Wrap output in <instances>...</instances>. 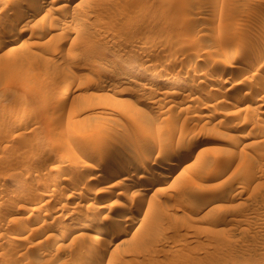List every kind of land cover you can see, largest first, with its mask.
Listing matches in <instances>:
<instances>
[{
    "label": "rangeland",
    "instance_id": "obj_1",
    "mask_svg": "<svg viewBox=\"0 0 264 264\" xmlns=\"http://www.w3.org/2000/svg\"><path fill=\"white\" fill-rule=\"evenodd\" d=\"M31 6L0 0L1 39L18 35L0 45L1 264H264V90L251 91L264 88V0H47L14 24ZM168 72L188 82L165 104ZM16 116L30 125L13 133ZM195 140L192 157L160 167L165 146ZM141 159L149 170L93 184Z\"/></svg>",
    "mask_w": 264,
    "mask_h": 264
},
{
    "label": "bare ground",
    "instance_id": "obj_2",
    "mask_svg": "<svg viewBox=\"0 0 264 264\" xmlns=\"http://www.w3.org/2000/svg\"><path fill=\"white\" fill-rule=\"evenodd\" d=\"M47 0H30V2L31 3H33V6H31L28 10H26L27 12H25L24 10V12H19L18 14H16V17H15V21H14V24H16V22L21 18V17H24V15L26 16V15H28V16H32V15H35L36 13H38V11L40 10V8L42 7V5L44 4V2H46ZM54 2V1H53ZM60 5V4H59ZM64 5V4H63ZM222 5V4H221ZM51 6V5H50ZM67 6V5H66ZM17 7H19L20 8V6L18 5ZM22 7V6H21ZM59 7V6H58ZM50 8V7H49ZM62 8H64V6H62ZM67 8V7H66ZM220 9V11L222 10L223 11V9H224V7L223 6H221V8H219ZM40 12V11H39ZM122 12V11H121ZM120 12V13H121ZM154 13V12H153ZM128 14V15H127ZM122 15V14H121ZM130 15H131V12H130ZM122 16H124L123 18L126 20V18H127V20H130L131 18H129L128 19V16H129V13H127L126 12V15L123 13V15ZM125 16H127L126 18H125ZM27 17V16H26ZM23 19V18H22ZM11 20H13V19H11ZM124 20V21H125ZM126 20V21H127ZM28 22V21H27ZM13 23V22H12ZM11 23V24H12ZM9 24V23H8ZM18 24H19V22H18ZM10 26V25H9ZM8 26V27H9ZM13 26V25H12ZM12 26H10L11 28V30H13L14 31V29H12ZM13 28H14V26H13ZM7 29V28H6ZM156 29V28H155ZM157 29H158V27H157ZM5 30V29H4ZM9 30V29H8ZM7 30V31H8ZM159 30V29H158ZM13 31H11V33L13 32ZM152 31V30H151ZM154 31H156V30H154ZM9 32V31H8ZM10 33V34H11ZM19 33V32H18ZM12 35V34H11ZM160 35V34H159ZM6 36H8V34L6 35ZM3 37V36H2ZM156 37H157V35H156ZM161 37V36H160ZM18 38V35L16 36L15 34L14 35H12V36H9L8 38L7 37H5V38H3V39H1V37H0V45H6L9 41H13V40H15V39H17ZM157 39V38H156ZM158 40H161V39H158ZM261 41V40H260ZM259 41V42H260ZM263 42V41H262ZM11 43V42H10ZM155 43H156V41H155ZM153 44V43H152ZM151 44V45H152ZM157 44H158V41H157ZM156 44V45H157ZM260 44V43H259ZM154 45V44H153ZM152 45V46H153ZM260 45H262V44H260ZM144 49V48H143ZM149 49H150V47H149ZM249 49V48H248ZM251 49V48H250ZM247 50V49H246ZM245 50V51H246ZM256 50V49H255ZM147 51V50H146ZM247 51H249V50H247ZM253 51V50H252ZM241 52H242V50H241ZM250 52H251V50H250ZM255 53V52H254ZM244 55V54H243ZM78 56V55H77ZM120 56H121V54H120ZM170 56H172V55H170ZM175 56V55H174ZM260 56H262V55H260ZM173 57V56H172ZM258 58V57H257ZM79 59H82V58H80L79 57ZM177 59V58H176ZM132 60V59H131ZM177 61V60H176ZM259 61V60H258ZM127 63H128V61H127ZM130 63V62H129ZM118 64V63H117ZM192 64H194V63H192ZM191 64V65H192ZM113 65V64H112ZM116 65V64H115ZM195 65L197 66L198 64H196L195 63ZM227 65V64H226ZM146 66V65H145ZM147 66H148V64H147ZM189 66V65H188ZM194 66V65H193ZM196 66H194L195 68H196ZM199 66V65H198ZM229 66V65H228ZM118 67V66H117ZM238 67H241V66H238ZM112 68V67H111ZM110 68V69H111ZM159 68V67H158ZM187 68V67H186ZM189 68V67H188ZM243 68V67H242ZM142 69H144V71L145 70H147V68L146 67H143ZM155 69H157V68H155ZM246 69V68H245ZM109 70V69H108ZM159 71H161V70H159ZM158 71V72H159ZM174 71V70H173ZM244 71V70H243ZM146 72H148V71H146ZM157 72V70H154V73H156ZM242 72V71H241ZM240 72V73H241ZM245 73V72H244ZM140 74V73H139ZM152 74V73H151ZM157 74V73H156ZM159 74H160V72H159ZM231 74V73H230ZM239 74V72H235V73H232L231 74V76H229L230 78H234V77H236V75H238ZM125 75V74H124ZM155 75V74H154ZM158 75V74H157ZM239 76V75H238ZM160 77V76H159ZM157 79V78H156ZM163 81H169V82H173L174 84L173 85H171V86H169L168 87V89H167V94H166V96L165 97H163L164 96V94H163V98H164V103L165 102H168L169 100H171V98L170 99H168V97L169 96H171V95H173V94H176V92L177 91H179L178 90V87L176 86L177 84L175 83V82H177V81H179L180 83H187L188 81L186 80V77H183V76H181V75H179V74H174V73H170V72H168L167 74H165L164 76H163V79H162ZM193 81V80H192ZM234 81H235V79H234ZM226 82V81H225ZM117 83V82H116ZM157 82L155 81V84H156ZM144 84V83H143ZM150 84H152V83H150ZM163 84V83H162ZM176 84V85H175ZM239 84V83H238ZM241 84V83H240ZM259 84H261V83H259ZM259 84H257V85H259ZM243 85V84H242ZM255 85V84H254ZM262 85V84H261ZM264 85V84H263ZM154 86V85H153ZM244 86V85H243ZM116 91H117V87H118V84H116ZM150 87H152V86H150V85H148V84H144V86H143V88H148L149 89V92H150ZM70 85L68 84V83H65V84H62L59 88H58V90L55 92V93H53V95H54V97L56 98L57 97V99L58 100H61L62 98H66V96L71 92L70 91ZM120 88V87H119ZM230 88V87H229ZM240 88V87H239ZM252 88V87H251ZM115 89V88H114ZM123 89V88H122ZM141 89H142V87H141ZM218 89V88H217ZM264 90V88H262V86H256L255 88H253V90H251V91H259V90ZM143 90H145V89H143ZM224 90V89H223ZM73 91V90H72ZM222 91V90H221ZM250 91V90H249ZM248 91V89H247V93L249 92ZM146 92V91H145ZM158 92V91H157ZM224 92V91H223ZM233 92V91H232ZM235 92V91H234ZM237 92V91H236ZM148 93V92H147ZM152 93V92H151ZM155 93V92H154ZM225 93V92H224ZM156 94V93H155ZM222 94V93H221ZM228 94V93H227ZM251 94V93H250ZM48 96H49V94H47ZM52 95V94H51ZM162 95V94H161ZM214 95V94H213ZM242 95V94H241ZM247 95V94H246ZM46 96V95H45ZM48 96H46V97H48ZM154 96V95H153ZM215 96V95H214ZM213 96V97H214ZM250 96V95H249ZM248 96V97H249ZM46 97H45V99H46ZM161 97V98H162ZM174 97V96H173ZM209 97H210V95H209ZM208 97V98H209ZM235 97V96H234ZM243 95H242V98L241 99H243ZM247 97V96H246ZM250 97H252V96H250ZM157 99V98H156ZM224 99V98H223ZM222 99V100H223ZM239 99V98H238ZM237 99V100H238ZM245 99V98H244ZM47 100V99H46ZM55 100V99H54ZM153 100V99H152ZM155 100V99H154ZM159 100V99H158ZM173 100V99H172ZM221 100V101H222ZM240 100V99H239ZM253 100V99H252ZM241 101V100H240ZM255 103H257L256 105H257V107H260V106H264V95L262 94V96L260 95L259 97H257L255 100ZM253 101V102H254ZM181 102V101H180ZM228 102V101H227ZM236 101L234 102V101H231V102H229L228 103V105L230 104V106H232L231 108H233V107H235V105H236ZM239 103V102H238ZM166 104V103H165ZM164 104V105H165ZM5 105V104H4ZM4 105L2 104V103H0V110L1 109H3V107H4ZM156 105V104H155ZM161 105V104H160ZM171 105V104H170ZM173 105V104H172ZM238 105V104H237ZM7 106V105H6ZM157 106V105H156ZM175 106V105H174ZM248 108L247 109H250V104H249V106L248 105H246ZM255 106V105H254ZM163 107V106H162ZM170 108H171V106H169ZM229 107V106H228ZM245 107V106H244ZM256 107V106H255ZM254 107V108H255ZM157 109V108H156ZM160 109V108H159ZM169 109V108H168ZM171 109H173V108H171ZM237 109V108H236ZM245 109V108H244ZM263 109V108H262ZM165 110V109H164ZM256 110H259V109H257L256 108ZM168 111V110H167ZM232 111V110H231ZM238 111H239V109H238ZM254 111H255V109H254ZM260 111V110H259ZM258 111V112H259ZM262 111V110H261ZM77 112V111H76ZM160 112V111H159ZM162 112V111H161ZM230 112V111H229ZM228 112V113H229ZM264 112V111H263ZM231 113V112H230ZM246 113H248V111L247 112H245V114H244V122H245V116H247L246 115ZM77 114V113H76ZM232 114V113H231ZM262 114H264V113H262ZM17 115V114H16ZM75 115V114H74ZM205 115V114H204ZM7 117V116H6ZM263 117V116H262ZM261 118V117H260ZM1 119H2V116L0 115V121H1ZM246 119L248 120V118L246 117ZM263 119V118H262ZM13 120H15V122H16V128L13 130V127L11 126V128H12V132L13 131H15L16 129L17 130H19L20 128H25L27 125H28V122H30V121H26L25 119H22V118H19V117H15ZM224 120V119H223ZM226 120H228V119H226ZM250 120V119H249ZM260 120V119H259ZM5 121V120H4ZM14 122V121H13ZM249 122V121H248ZM257 122V121H256ZM255 122V123H256ZM3 122H1L0 123V128H2V129H6V128H8V125H6L5 124V122H4V124H2ZM9 124V123H8ZM12 124V123H11ZM15 124V123H14ZM33 124V123H32ZM257 125H258V122L256 123ZM29 125H30V123H29ZM28 125V126H29ZM256 125V126H257ZM261 125V124H260ZM259 125V126H260ZM255 126V125H254ZM259 126H257L258 128H259ZM261 127V126H260ZM26 129V128H25ZM138 129V128H137ZM146 129V128H145ZM149 129V128H148ZM1 130V129H0ZM10 130V129H9ZM8 130V131H9ZM141 130V129H140ZM253 130V129H252ZM3 131V130H2ZM1 131V132H2ZM10 131V132H11ZM28 131V130H27ZM146 131V130H145ZM257 131H259V130H257ZM6 132H7V130H6ZM11 132V133H12ZM16 132V131H15ZM137 132V131H136ZM139 132V131H138ZM137 132V133H138ZM8 133V132H7ZM14 133V132H13ZM12 133V134H13ZM17 133H19V132H17ZM254 133H256L255 131H254ZM253 133V134H254ZM16 134V133H15ZM21 134H22V131H21ZM91 134V133H90ZM101 134V133H100ZM142 134V133H141ZM148 134V135H147ZM146 134V136H145V138L146 139H148V138H151L152 136L151 135H149L150 133H147ZM94 135H96V134H94ZM98 135H99V133H98ZM196 135V134H195ZM258 135V134H257ZM257 135L255 134L254 135V137L256 136L257 137ZM259 135H260V133H259ZM83 136H86V135H83ZM100 136V135H99ZM136 136H137V134H136ZM138 136H140V134H138ZM136 137V140H137V138H139V137ZM151 136V137H150ZM153 136H154V132H153ZM261 136V135H260ZM28 137V136H27ZM97 137V136H96ZM104 137V136H103ZM134 137V136H133ZM141 137V136H140ZM155 137V136H154ZM90 138V137H89ZM88 138V139H89ZM93 138V137H92ZM101 138H102V136H101ZM142 138V137H141ZM141 138H139V139H141ZM260 138V137H259ZM264 138V137H263ZM54 139V138H53ZM99 139V138H98ZM98 139H96V142H97V144H98ZM103 139V138H102ZM106 139V138H105ZM129 139H131V138H129ZM135 139V138H134ZM138 139V140H139ZM165 139V138H164ZM164 139H162V140H164ZM261 139V138H260ZM55 140V139H54ZM57 140H58V137H57ZM145 140V139H144ZM151 140V139H150ZM155 140V139H154ZM154 140H152V141H154ZM78 141V140H77ZM85 141H87V139L85 140ZM88 141H90V139L88 140ZM86 142V143H88V144H90L89 142ZM92 141V140H91ZM90 141V142H91ZM156 141V140H155ZM154 141V142H155ZM58 142V141H57ZM56 142V143H57ZM82 142H84V141H82ZM101 142V141H100ZM109 142V141H108ZM128 142V141H127ZM143 142V141H142ZM154 142H151L152 144L154 143ZM161 141H159V143H160ZM166 142H168V140L166 141ZM165 142V143H166ZM178 142V143H177ZM176 143L177 144H175L174 146H165L164 147V152H165V156L166 157H168L166 160H164V162H162V164H160V167L161 168H167L168 169V172L167 173H170L171 172V170H174V168L176 169V167H178L179 165H181V163L183 162V161H185V160H187V159H189L190 157H192V156H190L191 155V153L195 150V148L198 146V141L197 140H195V141H193V142H191L190 144H188V146H186L187 148L186 149H184V151L182 150L183 148H181V146H180V144H181V142L179 143V141H177ZM255 142H257V139H256V141ZM260 142V141H259ZM54 143V142H53ZM85 143V142H84ZM83 143V144H84ZM92 143V142H91ZM107 143V142H106ZM112 143V142H111ZM126 143V142H125ZM128 143H130V142H128ZM144 143V142H143ZM174 143V142H173ZM184 143V142H183ZM262 143H263V141H262ZM261 143V144H262ZM78 144V143H77ZM80 144V143H79ZM168 144V143H167ZM166 144V145H167ZM259 144V143H258ZM257 144V145H258ZM61 145V144H60ZM128 145V144H127ZM135 145V144H134ZM156 145V143L155 144H153V146H155ZM165 145V144H164ZM163 145V146H164ZM187 145V144H186ZM260 145V144H259ZM54 146H55V144H54ZM80 146V145H79ZM82 146V145H81ZM95 146V145H94ZM126 146V145H125ZM138 146V145H137ZM142 146V145H141ZM148 146V145H147ZM150 146H151V144H150ZM262 146H263V144H262ZM56 147V146H55ZM124 147V146H123ZM122 147V148H123ZM149 147V146H148ZM57 148V147H56ZM59 148V147H58ZM100 148V147H99ZM132 148V147H131ZM134 148H135V146H134ZM133 148V149H134ZM145 148V147H144ZM156 148V147H155ZM50 149V148H49ZM119 149H121V148H119ZM128 149V148H127ZM132 149V151L133 152H135L134 150ZM140 149V148H139ZM97 150V149H96ZM122 150V149H121ZM159 150H160V148H159ZM129 151V150H128ZM99 152V151H98ZM126 152H127V150H126ZM163 152V153H164ZM129 153H131V152H129ZM149 153V155H150V151L148 152ZM228 152H226V156H224V158H227L228 156V154H227ZM241 153V152H240ZM248 153V152H247ZM193 154V153H192ZM232 154V153H231ZM138 155V154H137ZM143 155V154H142ZM148 155V154H147ZM230 155V154H229ZM242 155H243V153H242ZM264 155V154H263ZM111 156V155H110ZM132 156V155H131ZM130 156V157H131ZM144 156V155H143ZM174 156L176 157V158H174ZM196 156V155H195ZM197 156H198V154H197ZM233 156V155H232ZM248 156V155H247ZM249 156H251V155H249ZM65 157V156H64ZM116 157V156H115ZM139 157V156H138ZM171 157V158H170ZM243 157V156H242ZM241 157V158H242ZM111 158V157H110ZM137 158V157H136ZM143 158V157H142ZM147 158V157H146ZM155 158V157H154ZM246 158H248V157H246ZM109 159V158H108ZM214 159V158H213ZM243 159H245V158H243ZM110 160V159H109ZM113 159H111L110 161H112ZM137 160H138V158H137ZM149 160V159H148ZM198 160V159H197ZM222 160V159H221ZM242 160V159H241ZM248 160H249V158H248ZM118 161V160H117ZM150 161V160H149ZM157 161V160H156ZM215 161H217V159H215ZM245 161V160H244ZM243 161V162H244ZM217 162H219V161H217ZM221 162V161H220ZM219 162V163H220ZM226 162V161H225ZM232 162V161H231ZM243 162H241V163H243ZM249 162V161H248ZM114 163V162H113ZM245 163H247L246 161H245ZM214 165H215V163H213ZM217 164V163H216ZM230 164V163H229ZM118 166H117V168L116 169H113V171L112 172H109V173H107V174H103L98 180H96L97 182H93V184L94 185H98L97 183H103L104 181L106 182L110 177H114V176H117V175H121V173H124V174H127V173H135L136 174V172H137V170H140V169H147V170H149L150 169V165H149V162H147L146 160H140V161H137V162H120L119 161V163L117 164ZM213 165V166H214ZM219 165V164H218ZM227 165V164H226ZM231 165V164H230ZM50 167V166H49ZM90 167V166H89ZM94 167V166H93ZM223 167V166H222ZM221 167V165H220V168H222ZM184 168V167H183ZM47 170H43L42 172L43 173H41L40 174V177H46V175L48 176L49 174H50V169L49 168H46ZM94 169V168H93ZM92 168H91V170H93ZM222 169H225V168H222ZM61 170V169H60ZM96 170V169H95ZM198 170V169H197ZM66 172V171H65ZM167 173H165V174H159V175H155V174H144L143 176H141L140 178H138L139 180L140 179H142L143 181H148L149 183H151V184H157V182L158 183H161V182H163V181H165V178H167L170 174H167ZM67 174V173H66ZM179 174H181V173H179ZM41 175H43V176H41ZM239 175H241V173H239ZM73 177V176H72ZM126 177V176H125ZM66 178V177H65ZM71 178V177H70ZM42 179H44V178H42ZM41 179V180H42ZM56 179V178H55ZM60 179V178H59ZM72 179V178H71ZM113 179V178H112ZM130 179V178H129ZM138 179H134V178H131L130 179V182H128L127 184H124V185H126V187H130V186H132L134 183H137V181H139ZM61 180V179H60ZM57 181V180H56ZM75 181V180H74ZM129 181V180H128ZM167 181V180H166ZM42 182H44L43 180H42ZM61 182V181H60ZM169 182V181H168ZM54 183H56V182H54ZM113 184V183H112ZM116 184V183H115ZM111 185V184H110ZM71 186V185H70ZM90 186V185H89ZM91 187V186H90ZM93 187V186H92ZM95 187V186H94ZM65 188V187H64ZM97 188V187H96ZM111 188V187H110ZM49 189V188H48ZM93 189V188H92ZM91 189V190H92ZM150 189V186H148V187H145V191H147V190H149ZM183 189V188H182ZM47 190V189H46ZM98 190V189H97ZM107 191V190H106ZM127 191V190H126ZM183 191V190H182ZM181 191V192H182ZM95 192V191H94ZM123 192V191H122ZM140 192V191H139ZM180 192V191H179ZM184 192V191H183ZM202 192V191H201ZM51 193V192H50ZM124 193V192H123ZM122 193V194H123ZM126 193V192H125ZM145 193V192H144ZM205 193V192H204ZM43 194V193H42ZM182 194V193H181ZM212 194V193H211ZM46 195H47V193H46ZM50 195V194H49ZM70 195V194H69ZM104 195V194H103ZM126 195V194H125ZM214 195V194H213ZM72 196V195H71ZM106 196V195H105ZM143 196V195H142ZM146 196V195H145ZM203 196V195H202ZM201 196V197H202ZM212 196V195H211ZM215 196V195H214ZM37 197V196H36ZM67 197V196H66ZM138 197H141V196H138ZM205 197V196H204ZM106 198V197H105ZM142 198V197H141ZM147 198V197H146ZM49 200V199H48ZM133 200V199H132ZM206 200V199H205ZM204 200V201H205ZM137 201V200H136ZM143 201V200H142ZM199 201V200H198ZM203 201V200H202ZM207 201V200H206ZM206 201H205V203H206ZM199 202H201V199H200V201ZM36 203H38V202H36ZM136 203V202H135ZM139 203V202H138ZM202 204H203V202H202ZM209 204V203H208ZM136 205V204H135ZM66 206V205H65ZM64 206V207H65ZM101 206V205H100ZM37 207V206H36ZM199 207H201V209H202V207H203V205H201V204H199ZM204 208V207H203ZM96 211V210H95ZM101 211V210H100ZM131 212V211H130ZM94 213V212H93ZM95 216V215H94ZM115 216V215H114ZM129 217H131V216H129ZM87 218V217H86ZM112 218V217H111ZM112 220V219H111ZM126 220V219H125ZM99 221V220H98ZM97 221V222H98ZM110 221V220H109ZM114 221H116V220H114ZM114 221H112V222H114ZM110 223V222H109ZM68 224V223H67ZM105 224V223H104ZM112 224V223H111ZM115 224V223H114ZM113 224V225H114ZM118 224V223H117ZM84 225H86V226H84V227H87V229H89V230H92V231H96V230H98V229H100L103 233L104 232H106V233H108V234H111V235H115L116 234V231H115V229L111 226V225H96V224H94V222L93 223H88V224H84ZM64 226V225H63ZM69 227V226H68ZM65 232L66 231H64V234H65ZM75 232V231H74ZM73 232V233H74ZM67 234V233H66ZM66 234H65V236H66ZM69 234V233H68ZM67 234V235H68ZM81 234H82V232H81ZM85 234V233H84ZM125 234V233H124ZM74 235V234H73ZM83 235V234H82ZM87 235V234H86ZM60 235H58L57 237H59ZM63 236V235H62ZM76 236H77V234H76ZM85 236V235H84ZM88 236V235H87ZM86 237V236H85ZM60 238V237H59ZM63 238V237H62ZM61 238V239H62ZM74 238V237H73ZM56 240V239H55ZM108 240V239H107ZM71 241V240H70ZM110 241V240H109ZM108 241V242H109ZM111 242V241H110ZM62 243V242H61ZM82 243H84V242H82ZM95 245L97 244V243H94ZM108 244V243H107ZM99 245V244H98ZM97 245V246H98ZM101 245V244H100ZM103 245H104V243H103ZM106 245V244H105ZM60 246V245H59ZM108 246V245H107ZM96 247V246H95ZM104 247H106V246H104ZM99 248V247H98ZM102 249H103V247H101ZM89 249V248H88ZM96 249L97 248H95V251H93L92 250V252H96ZM105 249V248H104ZM99 250V249H98ZM97 250V251H98ZM104 251V250H103ZM10 252V251H9ZM12 252V251H11ZM10 252V253H11ZM13 253V252H12ZM88 253V252H87ZM98 253H101V252H99L98 251ZM98 253H96V254H98ZM104 253V252H103ZM82 256V255H81ZM98 256V255H97ZM95 257V256H94ZM101 257V256H100ZM86 258V257H85ZM92 258H93V256H92ZM95 258H97V257H95ZM86 259H88V258H86ZM99 259H101V258H99ZM3 262V261H2ZM10 262H11V260H10ZM88 264H96V262H97V260H94V258H93V260L91 259L90 261L89 260H87L86 261ZM100 262V261H99ZM99 262L97 263V264H99ZM14 263V262H13ZM13 263H11V264H13ZM68 263V262H67ZM79 263V262H78ZM82 263V262H81ZM80 263V264H81ZM0 264H1V262H0ZM10 264V263H9ZM70 264V263H69ZM77 264V263H76Z\"/></svg>",
    "mask_w": 264,
    "mask_h": 264
}]
</instances>
